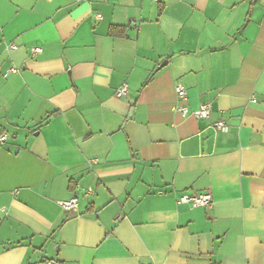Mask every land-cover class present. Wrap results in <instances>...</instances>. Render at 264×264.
<instances>
[{"label":"crops","instance_id":"0c3cea01","mask_svg":"<svg viewBox=\"0 0 264 264\" xmlns=\"http://www.w3.org/2000/svg\"><path fill=\"white\" fill-rule=\"evenodd\" d=\"M0 135V264H264V0H0Z\"/></svg>","mask_w":264,"mask_h":264},{"label":"built area","instance_id":"2783aa9c","mask_svg":"<svg viewBox=\"0 0 264 264\" xmlns=\"http://www.w3.org/2000/svg\"><path fill=\"white\" fill-rule=\"evenodd\" d=\"M104 1H113V0H104ZM153 1H158V0H153ZM97 19L101 20V15H97ZM17 47L15 45H10L8 46V50H14ZM32 51L34 53H39L41 52L40 48H33ZM16 70L12 69L10 72H15ZM128 85L124 84L121 86L118 91H117V96L118 97H123L127 94L128 92ZM176 91L178 94V99L180 100V105L177 107V111L182 115V116H188L190 114V111L188 107L185 105L188 95L186 89L182 85H178L176 87ZM193 115L199 119H208L210 116V106L209 105H202L197 111L193 113ZM216 130L218 131H226L227 126L224 121H218L217 123L214 124L213 126ZM8 139L7 135H0V145L4 144ZM90 194L91 192H87ZM213 202L212 195L211 194H194V195H183L179 199L180 204H187L191 206L192 208H200V207H209L211 206ZM79 204V198L74 197L68 201H63L60 203V206L62 209L67 212V213H72L78 208Z\"/></svg>","mask_w":264,"mask_h":264},{"label":"trees","instance_id":"16d2710c","mask_svg":"<svg viewBox=\"0 0 264 264\" xmlns=\"http://www.w3.org/2000/svg\"><path fill=\"white\" fill-rule=\"evenodd\" d=\"M111 33H112V34H117V33H118V29H113V30L111 31Z\"/></svg>","mask_w":264,"mask_h":264}]
</instances>
